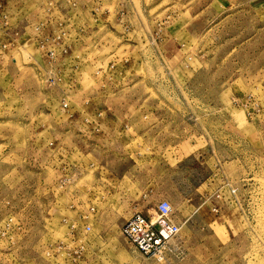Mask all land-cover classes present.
<instances>
[{
	"label": "rangeland",
	"instance_id": "rangeland-1",
	"mask_svg": "<svg viewBox=\"0 0 264 264\" xmlns=\"http://www.w3.org/2000/svg\"><path fill=\"white\" fill-rule=\"evenodd\" d=\"M159 199L164 263L120 231ZM0 264H264V0H0Z\"/></svg>",
	"mask_w": 264,
	"mask_h": 264
},
{
	"label": "built area",
	"instance_id": "built-area-1",
	"mask_svg": "<svg viewBox=\"0 0 264 264\" xmlns=\"http://www.w3.org/2000/svg\"><path fill=\"white\" fill-rule=\"evenodd\" d=\"M228 192L230 196L234 195V189L229 188ZM214 196L220 198L217 194ZM88 229V226L84 227V230ZM178 230L179 226L172 219L171 205L165 199L155 203L153 214L133 212L120 228L123 237L140 255L163 263L174 251L173 240Z\"/></svg>",
	"mask_w": 264,
	"mask_h": 264
},
{
	"label": "crops",
	"instance_id": "crops-1",
	"mask_svg": "<svg viewBox=\"0 0 264 264\" xmlns=\"http://www.w3.org/2000/svg\"><path fill=\"white\" fill-rule=\"evenodd\" d=\"M106 151V148L104 147V146H100V145H97V144H89L88 145V147H86L85 148V153H86V155L87 154H90L92 157V159L94 160V162L92 163H89L88 164V166H87V168L88 169H85L84 171L85 172H88V171H90V170H92L90 173L92 174V177H93V175H94V182L95 181H97L98 179H100V171H99V169L100 168H102L103 169V167L104 168H107V169H111L112 171H113V173H115L116 175H118V176H120V177H123V175H128L129 177H134V178H137L139 175L137 174V172H136V175H135V167L134 166H132L131 168L130 167H127V168H125V167H120V166H118V165H114L113 163H112V161H109V157L107 158V157H103V156H101V157H98L97 155L98 154H103L104 152ZM98 152V153H97ZM97 153V154H96ZM108 153H109V151H108ZM92 160V161H93ZM119 159H117V164H118V162H121V161H118ZM94 163H96L97 164V166H99L98 167V169L96 168L95 170H93L95 167H94ZM233 167H234V169L236 170V176L235 177H233V178H231L232 180H233V185H235V187H237V186H244L245 187V189H248V187L250 186V184H252L251 182L250 183H247V181L248 180H251V178L250 177H248V179H243L242 178V174L240 173V169H248L247 168V166L245 165V168H244V166L243 167H241V164L240 163H237V162H234V163H232L231 164ZM67 166V165H66ZM220 167V166H219ZM74 168V167H73ZM116 170H120V172L119 173H116L115 171ZM79 175V174H78ZM117 177V176H116ZM245 189H242V190H245ZM238 191V190H237ZM241 195V194H240ZM232 197V201L234 202L235 201V203H237V197H236V194H235V192H234V195L233 196H231ZM248 199H250V195H246V194H244V196H242L241 197V201H247ZM160 200V199H159ZM158 201V200H157ZM156 201V202H157ZM218 205L219 206H223V207H226L227 208V206H226V204L224 203V200L222 199V200H220L219 201V203H218ZM224 209V208H223ZM223 209H222V211H223ZM134 212H137V211H134ZM132 214V213H131ZM130 214V215H131ZM144 215H149L148 213H145Z\"/></svg>",
	"mask_w": 264,
	"mask_h": 264
}]
</instances>
